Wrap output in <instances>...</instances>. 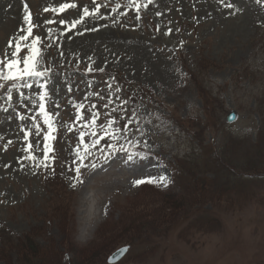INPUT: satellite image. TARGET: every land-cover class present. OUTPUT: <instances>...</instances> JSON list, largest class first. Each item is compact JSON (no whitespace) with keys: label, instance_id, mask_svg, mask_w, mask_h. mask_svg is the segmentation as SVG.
Here are the masks:
<instances>
[{"label":"rangeland","instance_id":"rangeland-1","mask_svg":"<svg viewBox=\"0 0 264 264\" xmlns=\"http://www.w3.org/2000/svg\"><path fill=\"white\" fill-rule=\"evenodd\" d=\"M0 62V264H264V0H0Z\"/></svg>","mask_w":264,"mask_h":264},{"label":"snow or ice","instance_id":"snow-or-ice-1","mask_svg":"<svg viewBox=\"0 0 264 264\" xmlns=\"http://www.w3.org/2000/svg\"><path fill=\"white\" fill-rule=\"evenodd\" d=\"M259 2V0H258ZM76 5L72 4V5H69V4H61L59 6V8H54V9H51L52 11H63L65 8L67 7H75ZM99 6H97L98 8ZM227 7H233V5L229 4L227 5ZM25 8L27 9V5H25ZM50 9L49 8H45L44 11H49ZM115 10V9H113ZM84 15L87 16V15H90L91 13L89 12L88 8L85 7L84 8ZM25 21L28 22L29 24V27L27 28V35H22L19 40L15 43V51H12L11 52V57H13V59H8L7 60V63L4 64V67H6L8 69V72L6 74H3L2 78L4 80H8V81H12L16 78H19V77H22V76H34V77H40V76H43L45 73L42 72V71H38L36 69V64L38 63L37 61V56L39 54V49L36 47V44L37 42L39 41V37H35L32 41V44L30 46V51H29V54L24 56L23 57V67L20 68L18 65H19V61L14 59L18 53H20V50H21V43L19 42L20 40H26L28 36H30L32 34V28H33V25L31 23V19H30V14L29 15H26L24 17ZM81 19H83V17H81ZM61 23H64V21H60ZM48 23H54L53 21H48ZM74 26V25H73ZM9 44L11 45L12 44V41L10 40L9 41ZM0 63H3V62H0ZM91 70V69H90ZM102 71V69H100ZM47 71V69L45 70ZM26 87L28 85H25ZM45 96H46V93H42L40 95V104H39V109H40V112L41 114L43 115L44 117V123L48 126V129H49V134H46L44 139L45 141H48L50 139H52L53 137L50 135L51 131L53 130V125L51 123V117L50 115L45 111V104H44V100H45ZM82 107V105H81ZM95 121L93 120V123ZM112 124V121H109V126ZM125 128L127 127L126 125L124 126ZM107 134V133H105ZM26 137H27V134H25ZM83 135V133L81 134ZM95 143V142H94ZM134 155H138V156H144L145 154L143 153H136ZM29 158L30 159H35L34 156L31 155V152H29ZM45 159H47V145H46V151H45ZM133 159V155H129L128 156V160L131 161ZM80 165L77 166L76 168V177H77V182H82L80 181V175H81V172H80V168L83 166V157H80ZM45 166H47L45 164ZM92 167H95V165H92ZM160 181H163L164 183H167V180L165 177L161 176L159 177V181L154 178V177H151V176H148L146 179H136L133 181V185H141L145 182L147 183H158ZM75 186V185H73ZM127 251V247L125 248H121L119 250L120 253H123Z\"/></svg>","mask_w":264,"mask_h":264},{"label":"water","instance_id":"water-1","mask_svg":"<svg viewBox=\"0 0 264 264\" xmlns=\"http://www.w3.org/2000/svg\"><path fill=\"white\" fill-rule=\"evenodd\" d=\"M121 253L118 251H116L112 256H111V261L115 260Z\"/></svg>","mask_w":264,"mask_h":264},{"label":"bare ground","instance_id":"bare-ground-1","mask_svg":"<svg viewBox=\"0 0 264 264\" xmlns=\"http://www.w3.org/2000/svg\"><path fill=\"white\" fill-rule=\"evenodd\" d=\"M88 41V40H87ZM96 216V215H95ZM87 218V217H86ZM89 220V219H88ZM92 219H90V221H91Z\"/></svg>","mask_w":264,"mask_h":264}]
</instances>
